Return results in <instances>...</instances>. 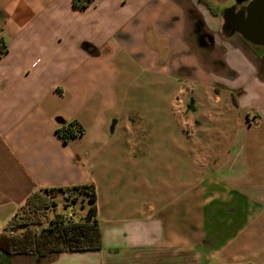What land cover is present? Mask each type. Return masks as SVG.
<instances>
[{"label":"crops","instance_id":"0c3cea01","mask_svg":"<svg viewBox=\"0 0 264 264\" xmlns=\"http://www.w3.org/2000/svg\"><path fill=\"white\" fill-rule=\"evenodd\" d=\"M250 1L0 0V234L33 192L93 186L103 243L0 259L264 264V45L234 26Z\"/></svg>","mask_w":264,"mask_h":264},{"label":"trees","instance_id":"16d2710c","mask_svg":"<svg viewBox=\"0 0 264 264\" xmlns=\"http://www.w3.org/2000/svg\"><path fill=\"white\" fill-rule=\"evenodd\" d=\"M93 0H73L75 6L86 7ZM8 50L5 39L0 36V58ZM78 134L76 133V131ZM84 128L77 122L61 124L57 129L59 136L65 142H69L77 135L83 133ZM76 191L85 195L90 206L87 216L82 221H64L61 215L51 220L48 226L40 231L29 229L30 224L43 222L47 209L53 207L55 201L48 199L43 193L55 195L58 192ZM96 193L93 186L73 187L70 189H47L33 192L26 201V205L20 211L23 216L16 221L20 211L10 222L7 228L18 230L26 228L22 233L0 234V255L33 254L40 258H50L62 252H90L103 248L100 223L96 218ZM46 216V215H45Z\"/></svg>","mask_w":264,"mask_h":264},{"label":"rangeland","instance_id":"374dc122","mask_svg":"<svg viewBox=\"0 0 264 264\" xmlns=\"http://www.w3.org/2000/svg\"><path fill=\"white\" fill-rule=\"evenodd\" d=\"M187 135V134H186ZM184 133L182 131H176V134L174 135V138L177 139L176 143H175V147L176 149L180 151V144H181V141L183 140L184 138ZM188 137V136H187ZM192 159H188L187 161V166H188V170L189 171H194L195 168H196V165H195V159H194V155H192ZM158 158H156V170H159L160 169V166H162V163H160L158 160ZM143 162L141 161L140 165H141V168L143 167ZM172 164H173V170H176V171H180V170H184V167H185V162L184 161H181L179 157H173L172 159ZM188 171V172H189ZM48 199H51L53 201H55V203L60 204L61 206H63V211H66V210H73V207L71 205H69L68 209L65 208V206L67 205L66 203L69 204V201H76L79 199V201L81 200V202H83L85 200L84 197L80 196L79 193H75V191H66V192H61V193H56L54 196L49 194V193H46L44 192L43 193ZM57 196V197H56ZM71 203V202H70ZM86 204H88V201L86 199ZM56 205V204H55ZM54 205V206H55ZM73 211H76V210H73ZM23 211H20L19 215L16 217V221H22L20 220L23 216ZM47 214V212H46ZM45 214V215H46ZM44 215V218H43V222L40 223V224H30L28 227L29 229H34L35 231H40L43 227L45 226H48L51 222V217H56V215L54 214V212L50 213V215L47 214V216L45 217ZM8 229V228H7ZM26 230V228H19L18 230H6L5 233H8V234H13V233H22ZM13 231V232H12ZM78 255V254H77ZM91 255L90 253H86V254H81L80 256L78 257H75L73 256V258H77V259H83V258H92L93 256H89ZM57 256V255H56ZM55 256V258H56ZM39 257V256H38ZM40 258V257H39ZM54 258V259H55ZM53 259V260H54ZM74 260L75 263L79 264L81 263V261L79 262V260ZM41 261H44V262H47V261H53V260H50V258H40ZM69 263H70V260H68ZM83 261V260H82ZM91 262H94L93 260H90ZM3 259H0V264H7V262H5ZM68 263V262H67Z\"/></svg>","mask_w":264,"mask_h":264},{"label":"water","instance_id":"95a60500","mask_svg":"<svg viewBox=\"0 0 264 264\" xmlns=\"http://www.w3.org/2000/svg\"><path fill=\"white\" fill-rule=\"evenodd\" d=\"M226 21L231 25L235 20L228 17ZM234 26L247 41L264 45V0H251Z\"/></svg>","mask_w":264,"mask_h":264},{"label":"built area","instance_id":"2783aa9c","mask_svg":"<svg viewBox=\"0 0 264 264\" xmlns=\"http://www.w3.org/2000/svg\"><path fill=\"white\" fill-rule=\"evenodd\" d=\"M176 101L177 102H180L181 101V97H180V95H178L177 97H176ZM76 131V130H75ZM76 133L78 134V132L76 131ZM61 216H62V219L64 220V221H75V217H74V212H72V210H70V211H68L66 214H61ZM55 218V217H54ZM53 218V219H54ZM53 219H51V220H53ZM6 230H12V229H10V228H8V229H6ZM13 232V231H12Z\"/></svg>","mask_w":264,"mask_h":264},{"label":"flooded vegetation","instance_id":"af4514ba","mask_svg":"<svg viewBox=\"0 0 264 264\" xmlns=\"http://www.w3.org/2000/svg\"><path fill=\"white\" fill-rule=\"evenodd\" d=\"M247 7H248V4H247V5L240 6L238 9H237V7L234 8V10H236V14H237V16H238L240 13H242V12H244V13L246 14V12H247ZM236 22H237V19H236Z\"/></svg>","mask_w":264,"mask_h":264}]
</instances>
